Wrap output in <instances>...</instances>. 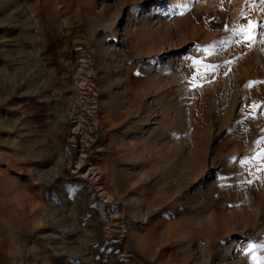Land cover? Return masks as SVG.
Segmentation results:
<instances>
[{
  "label": "rangeland",
  "instance_id": "374dc122",
  "mask_svg": "<svg viewBox=\"0 0 264 264\" xmlns=\"http://www.w3.org/2000/svg\"><path fill=\"white\" fill-rule=\"evenodd\" d=\"M262 243L264 0H0V264Z\"/></svg>",
  "mask_w": 264,
  "mask_h": 264
},
{
  "label": "snow or ice",
  "instance_id": "6c2138e0",
  "mask_svg": "<svg viewBox=\"0 0 264 264\" xmlns=\"http://www.w3.org/2000/svg\"><path fill=\"white\" fill-rule=\"evenodd\" d=\"M192 67L198 69V71L196 72V75L193 77L194 80H195L196 76H203V75H205V71H200L199 69L202 68V69H205V70H210L208 68V65H202V64H200V63H198L196 61L193 62ZM252 247H253V245L250 242L249 243V249H251ZM258 247L260 249L264 250V243L260 244ZM245 254L247 255V250H245Z\"/></svg>",
  "mask_w": 264,
  "mask_h": 264
}]
</instances>
